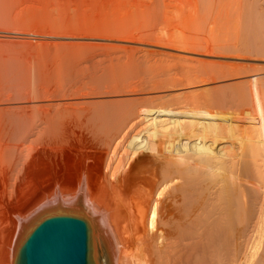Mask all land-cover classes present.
Segmentation results:
<instances>
[{"label":"bare ground","instance_id":"obj_1","mask_svg":"<svg viewBox=\"0 0 264 264\" xmlns=\"http://www.w3.org/2000/svg\"><path fill=\"white\" fill-rule=\"evenodd\" d=\"M12 1L0 0V14L2 15L0 17H3L4 19L2 18V20H6L8 23H25L26 19L29 20L30 17L36 16L39 11H42L40 9L42 8L41 6L48 2H52L53 4H50L52 6H57L58 11H56L59 13L56 14L57 12L54 10V15H59L58 17L62 20L59 21V18L55 19V16V18L53 16L49 17L53 18V21L54 19L55 21L57 20V23L53 22L55 26L48 24L50 33L45 29L39 32L38 26L41 25L31 24V20L27 21L29 24L26 25L28 28H25L26 30L23 27H19L20 29L22 28L20 31H17L18 28H13L16 30L11 28L9 31L0 30V264H17L19 252L26 236L30 235L41 221L57 214H72L82 218H89L93 236L95 264H252L251 259H253L252 262L255 264H264V128H262V131L261 129L257 131L258 136L256 134L257 128L253 132L258 140L246 138L245 128L243 129V124H240L241 118L238 116L239 114H236L238 111L234 113L231 110L232 112L228 113L227 111L217 116L222 121H226L228 118L235 120H233L234 126L231 123L233 127L228 125L230 121L227 124L230 129L232 128L231 130L225 126L227 130L225 133H230L229 136L225 135L224 137L222 135V137L220 133L218 134L219 129L215 128L218 122L215 123L216 125L214 121L209 124L207 120L210 118L207 116V120L204 121V116V122L198 120V122L187 121L181 124H178V120L174 117L173 128L169 129V123L162 126L163 131L158 130L159 126H156L158 131L150 127L151 132L149 129H145L150 132L149 135L146 133L147 137L143 136V134L139 135V137L137 128L140 129L139 127H142L146 120L145 118L150 115L154 107L150 109L143 104L141 105V103L135 105L131 102L130 104L127 103V105L122 104L121 100L119 101L117 97L110 94L92 95L80 92L82 91V86L78 85V83L83 84L84 82L85 84L86 78L83 77H86L85 73L90 69L89 66V69L86 70L87 65L90 63L91 68L94 69L95 67L93 68L92 66H95L94 62H97L95 57L99 59L102 54L105 56V54L111 53L109 49H105L106 45L104 43H102L104 46L103 50H100L103 47L101 42H104L106 38L99 37H107L106 35L109 33L105 30L107 34L101 35L103 34L101 33L102 30L100 32L99 29L98 31L96 30L97 28H94L97 26H94L95 23L92 22H95L97 17L99 18L96 9L93 11L95 13H92L97 17L93 16L95 18L94 21L89 22H91V28L101 34L97 33L96 37L95 31H93L94 33L89 35V31H92V29L90 30V26L88 27L87 18L91 17L93 19L90 10L94 9L93 5L96 0L92 2V4L94 3L93 5H91L90 0H85L86 3L89 2L90 7L92 6L90 8L89 4L85 5L86 8L84 10H87L86 13L89 12L91 15L89 17L82 10L84 4H86L83 3L84 0L82 3H80L82 0H75V3L78 1L77 5L78 3H80V6L83 5L82 7L78 5L77 9H75L77 7L76 4H74L76 5L74 6L75 8H72L73 5L69 3L72 0H68L66 3L68 7L69 5L71 6L73 13L75 10L78 13L82 10L84 16L87 17L82 16L84 23L82 19V21H75L78 15L76 12V14H72L70 12L71 9L69 8L68 10L64 6L66 0H64L63 10L67 11V15L71 13V16H69L70 14L68 15L69 19L62 15L65 14V11L61 13L62 16L60 15V12H63L61 9L62 2L60 5L56 4L60 0H42V2L33 0L32 4L31 2L29 3L30 5L25 2L27 0H15L14 4H12ZM20 1L25 2L27 8H29V10L26 8L25 12L22 11L23 15L21 10L20 12L18 11L19 9L14 10L17 9L16 6L19 7ZM101 1L97 0L98 6L103 8L110 4L112 0H108L107 5V1H102V4ZM17 2L18 4H16ZM34 2L35 4H33ZM99 2L101 5H99ZM119 2L120 0H117V3ZM41 3H44V5ZM117 3L115 1V4ZM36 4L41 6L37 8ZM96 4L95 7L97 8ZM104 4L106 6H103ZM126 4L128 5L129 3ZM23 5L20 4V6ZM28 5L32 6V13ZM50 5L48 4V6ZM119 5L114 6L113 3L112 6L115 8L119 7ZM24 6L21 8L23 9ZM112 6L110 7L112 8ZM126 6L125 8L127 9ZM33 8L36 12L33 11ZM50 8L54 9L55 7ZM100 8H98V11ZM114 8L112 10L116 11L115 15L117 16L118 9L116 10L115 8L114 10ZM122 8L121 10H123ZM49 9L48 13L51 15L53 10L49 12ZM78 9L81 10L79 11ZM43 10H45L44 7ZM29 11L32 14H28L29 16L31 15L30 17L27 15ZM18 13H20L19 16ZM106 13L104 11L101 14ZM14 14L17 15V18L14 17ZM40 14L43 16L42 12ZM89 14L87 13V15ZM107 14L109 15L110 13ZM74 15L77 16L73 20ZM46 16L38 17H40L39 19L42 18L41 20H46ZM106 16L104 20L107 18ZM110 16L108 20L111 21L112 17ZM19 17H22L21 20H19ZM71 17L75 21L73 25L76 26L77 23H83V27L85 24L87 25L83 29L81 24H77L82 27L81 29L85 30L84 33L81 29L77 30L79 26L77 28L74 26L76 29L68 27L73 22L70 19ZM121 17L119 16V18ZM36 18L31 19L35 20ZM49 18L48 21H50ZM22 19L25 21L23 22ZM100 19L101 21L97 20L96 23L99 21L104 23L106 21H103L102 18ZM88 20L91 19L89 18ZM86 21L88 24L85 23ZM0 22L4 27L6 22ZM116 22H119V20H116ZM40 23L43 24L42 22ZM16 24L18 25V23ZM1 25L0 27H2ZM43 27L47 28V26ZM100 27L104 29V26ZM142 27L141 32H143ZM144 28L143 30H145ZM135 29H130L132 32L127 31L129 34L124 33L126 34L125 39L131 37L129 36L131 35L130 33L136 34V40L141 39V34L144 33H138V38ZM44 30L47 33H44ZM87 31L88 33L86 34L85 32ZM105 31L103 30V32ZM99 34L100 36L98 37ZM108 37L109 39L106 41H119L110 39V36ZM87 46L90 49L93 47L94 51L96 50L95 54L93 53V48L87 50L88 52L92 51L90 52L93 54V56L90 54L91 60L88 58L90 56L84 48L80 52L84 51L81 54L79 53L78 47H85L86 49ZM96 46H99L98 49H96ZM116 46L114 45V47ZM123 46L117 47L118 49L122 47V50L120 49L119 51H126L127 54L128 52H134L136 48L125 45L124 49ZM127 47L129 50H126ZM130 47L134 48V51H131ZM155 50L157 51V49ZM75 51H78V53L76 52L75 54ZM143 51L145 52V50ZM143 51L141 52L143 53ZM112 53L109 55L113 57L115 52ZM146 53H135V55H143V58H145L144 55ZM72 54L79 55L77 56L79 57L78 59L76 56H73V58L80 61V64H77L82 66L81 68L79 66L80 71L85 68V73L84 71L80 73L79 68H76L78 65L73 66L78 61L70 58ZM96 54L99 56L97 55V57ZM81 55L83 57L85 55L84 58L87 57L89 62L86 59L84 60ZM116 56H114L115 61ZM134 56L133 58H135ZM66 57H69L67 61L71 66L68 65L67 61L63 63L71 68L74 67V71L79 73L76 72L74 77V71L73 74L70 72L73 69L67 67V69L62 70L63 77L62 72L58 70L56 71L57 74L61 72V75L55 74L57 78H54V84L51 81L52 84L49 83L50 88L49 86L47 87L48 84L46 82L50 78L46 74L51 73L47 70L50 68V63L53 68L55 66L52 65L54 63L52 60L57 61L56 63H59H55L56 67H59L61 65L60 62L62 63V60L66 59ZM106 57L107 55L103 59ZM109 57L106 60L110 61L111 58ZM118 57L119 60L120 58L121 60L123 59L122 55ZM148 57L152 58V54ZM148 57H146L145 61ZM154 57L152 59L155 61ZM136 58L137 60L141 59V57ZM81 59L84 62L86 61L87 65L84 62V65H81ZM92 59L94 62H92ZM124 59L127 60V58ZM72 60L75 64H71L72 62L70 61ZM99 60L96 65L98 63L102 64L100 63L101 60L100 62ZM106 60H103V63ZM111 62L110 65H117V63L120 65V61H116L117 63ZM139 62L138 60L137 66L144 69L146 65L142 61L140 62L142 65H138ZM134 63L135 61L131 65ZM146 63H149V61ZM157 63L153 62L154 65ZM161 64L163 63L161 62ZM154 65L153 67L155 68ZM61 66L59 68H62ZM101 66L106 67L108 65L103 64ZM137 66L130 67L134 69ZM56 67L53 69L56 70ZM98 67L99 65H97L96 69ZM100 67L99 70L102 69ZM149 67L151 68L152 64ZM153 67L152 70L154 69ZM92 69L90 72L87 71V73L91 74ZM147 69L149 68L147 67ZM99 70L96 71L98 74L102 71ZM105 70L107 71L108 68ZM140 70L139 72L135 71L139 74L143 73V70ZM161 70L164 69L162 68ZM96 72H92V75L95 74L94 76H97ZM162 72L163 75L167 73L166 71ZM107 73L110 74L109 72ZM67 75H70L68 78L71 79V82L67 79ZM148 75L151 76L152 74ZM156 75L159 76L155 72V77H152L156 82L158 79H164L163 77H165L160 75L163 77L159 78ZM172 75L173 73L170 75L171 78ZM77 76H81L82 78H80L83 81L77 80L79 82H76L74 79H77ZM174 76L176 75L174 74ZM71 77H74V79ZM146 77H143V81L141 80L143 83H140V81L139 83L141 85L148 83L151 86L153 79L149 82L150 79L147 77L149 81L146 82L148 80ZM100 79L102 80V77ZM177 79L179 78H175V82H177ZM88 80L87 75L86 83ZM90 80H93V77H90ZM172 80H169L170 85L168 88L172 85ZM72 81H75L77 88H79L77 91L75 90L76 87L71 89L72 86H75ZM160 81L164 82V80ZM94 82L93 87L96 85ZM114 82L117 81L115 80ZM156 82H153V86L156 85ZM161 82L160 84H162ZM181 82L183 83V81ZM66 83H68L69 87L71 85V88ZM100 83H103V81H100ZM113 84L112 82L111 86ZM173 84L175 85L174 82ZM145 85L141 88L139 85V88L136 89L139 91V89L148 87L147 84ZM101 86L102 90L105 89L103 88L104 85ZM106 87L110 89L109 86ZM157 87L159 88L160 86ZM171 88L174 89V87ZM96 89L98 88L96 87ZM136 89L134 88L133 90L135 91ZM83 91L85 92V90ZM86 91L90 90L87 88ZM214 92L216 93V90ZM143 96L139 97L140 99L142 98V101L144 99ZM157 96L160 97L162 95ZM133 97L135 98L134 95ZM156 97L154 96L152 99ZM139 98L138 101H140ZM124 100L126 99L124 98ZM132 100L134 101V99ZM145 100H147V97ZM160 100L163 99L160 97ZM149 102L147 100L146 104ZM213 104H210L209 107L215 108V106L212 107ZM149 105L152 106L153 104ZM204 107L207 106L204 105ZM214 110L211 112L212 115L216 112ZM201 113L204 112L202 111ZM216 114L217 112L214 117ZM259 116L261 117V115ZM199 117L201 118V116ZM217 118L215 117V119ZM219 118L218 120H220ZM162 122L166 123V120ZM251 126L250 124L249 127ZM249 127L247 128L249 129ZM152 130L155 131V134ZM221 131L223 132V130ZM141 133H144V130ZM133 134H137V137H134ZM152 134L156 136H152ZM123 150L126 153L124 162L121 160L122 154H120ZM68 188L71 189V193L63 194L66 193L63 191Z\"/></svg>","mask_w":264,"mask_h":264},{"label":"rangeland","instance_id":"obj_2","mask_svg":"<svg viewBox=\"0 0 264 264\" xmlns=\"http://www.w3.org/2000/svg\"><path fill=\"white\" fill-rule=\"evenodd\" d=\"M21 1H23V0H21ZM36 1L38 2V0H36ZM72 1L74 2L73 4H72ZM72 1L69 2V3H71V5H73L72 8H75L74 6H76L77 2L80 1V0H78L76 3H75V0H72ZM86 1H88V0H86ZM94 1L95 0H93V1L90 0L91 5L94 4V3L92 4V2H94ZM102 1H104V0H102ZM102 1H101V4H102ZM105 1H107L106 2V5H107L108 0H105ZM112 1H111L112 4L110 3V4L107 5L108 8H107V6L105 4L103 5V6H106V7H103L105 9L104 10L102 7L100 8L98 6V2L96 0L95 4L97 3L96 4L97 8L95 7V4H94L93 5L94 9H92V11L90 10V12H91L90 14L92 15V17L93 16L97 17L99 15V18L97 17L96 21L97 20L101 21L100 18H102L103 21L106 20L105 21L106 23L105 22L101 23L99 21L100 22L99 25L100 26H104V29L98 25L99 22H97V23H96V21L92 22V23H95V25L93 24L94 26H97V27H94V26L93 27L97 28L96 30L99 29L100 32L102 30L101 33H103V34L98 32L99 30L96 31V30L92 29L91 26H90L91 22H89V21H94L95 18L93 17V19H92L91 17H89V16H91L89 14V12H87L89 14V15H87V13H86L87 10H84L86 8L85 5L87 6V4H89V2L86 3L85 0H84V2H83V0L80 1V3H82V2L86 3V4H84V7H83L82 10H83L84 14L86 16H88L91 20H88L89 18L84 16V14H83L81 9H78V10L79 11L81 10L82 13L81 12H79V13L76 12L75 9H77L80 6L79 5L80 3H78L79 6L77 5V7L74 10L77 13L79 18L82 17V16L87 18V21L89 22V24L87 23V21L85 23L88 24V27L90 26V30L92 29V31H89L90 32L89 35L94 33L93 31H95V33H94L95 35L97 33H100L101 35H105V34L109 33V34L106 35L107 37H101L100 34L98 35V37L100 36L99 38H106V40H107V39H109L108 36H110V39L112 38V39L119 40L118 42H111V41H106V40L104 42H101L102 46H103L102 43H104L106 45V48H105L106 50L109 49L111 53L112 52L113 53L117 52L116 54L112 53L113 57L118 54V51L120 49L122 50V47L119 48V49H118V47H120L121 45L123 46V44H125L126 46L128 45V46L134 47V48L136 47L135 51H134V48L132 49L131 47H130L131 51L133 50L134 52H128V54H127L126 51L125 52L119 51V54L116 56L117 57L116 61L117 62L120 61L119 62L120 65L115 61V57L113 59V57L111 55H109L111 53H109V54H105L104 53L105 56L107 55V57L111 56V57H109V58H111L110 61L106 60L107 57L105 59H103L105 57V56H103V54L99 58L101 60V62H100V60L98 58L96 59V57L94 56L95 57V61L97 60V62H98V60H99V62L102 63V64H99V63L97 64V65H99V67H100V65H103V64H106V65L109 66V67L108 66H106V67L105 66H103V67L101 66L100 68H102L101 69L102 71L99 70V67H98V69H96V67H97L96 63L97 62H94V60H93L94 57L92 59V62L95 63V66H92V67L93 68L95 67L94 68L95 70L91 68L90 63H89V65H87L86 61L89 62V60H87L88 55L85 54L87 57L84 58L85 55L83 57L82 56L83 53H82L81 56H82V58H84V60L86 59V61L84 62L81 59V65H84L83 62L86 63L85 64V65H87L86 70L89 69L88 67L90 66L89 71L87 70L88 72H90L91 69H92L93 73H95L97 70L101 71V72H99L100 74H98L96 72L97 76H94L95 74L92 75V72H91V74H89V73H87V71H86V73H87L86 74L85 71H84L85 68L84 69L82 68L83 70L81 69L82 71H80V68L82 66L77 64V63L80 64V61L77 60L79 58L77 56H79V55H73L72 54V56L70 58L71 59H75V61H78V62H76V64H75V62H73V60L70 61V62H72L71 64H73V63L75 64V65H73L74 67L76 65H78V66H76V68L77 67L79 68V66H80V68H79L80 73H82L84 71L85 76H86V77H83V78H86V80H87V75H88V78L90 80V77H93V80H90V83H89V80L86 83V80L84 79L85 80V84H84V82L82 84L79 81H77V80L83 81V79L81 80V78H82L81 76L82 75L80 76L81 78L79 76H77V79L76 78L74 79V77H75L74 75H76V72H78V71H76V72L74 71V69H73L74 67L71 68L69 66H66L67 64L63 63L64 61L66 62L69 57H66V59L62 60V63L60 62L61 65L64 64L62 66L60 65L62 68L64 66H66V67H64V69L59 68L60 66L56 67V64H58L59 62L56 63L57 61L55 62L54 60H52L54 62V63L52 62L53 63L52 65H54L56 67V70L53 69L55 67L52 68V66H50L51 65V63H50L49 67L51 69L48 68L47 70H48V72H51V73L50 74H46L50 78V80L48 79L49 82L48 81L46 82V84H48L47 87L49 86V83H51V81L54 84V82H55L54 78H57V76L55 77V74H57L56 71L60 70L62 72V70H65L68 67L69 69L70 68L73 69L71 71L69 70L72 74H73V71L75 73V74H73L74 77H71V78L74 79L76 82L80 83V84L78 83V85L82 86L81 87L82 91H80V90L79 91L82 92V93H88V94H92V95H94V94H110V95H113L114 97H117V99L119 101L121 100L120 102H122V104H126L127 105V103L130 104V102H131V103H133L135 105H139L141 103V105L143 104L144 106H147L150 109H151V107H154V108H152L154 110L151 111L150 115L145 118L146 120L143 123L144 125L142 124V127L141 126L139 127L140 129L137 128L138 136L139 135L141 136L143 134V136L147 137L150 134V132H151V128H153L156 131L158 126H159L158 130L159 131H163V127L162 126L168 125V123L170 124L169 125L170 126L169 129L173 128L172 126H174L173 122H175L174 121L175 119L178 120L177 121L178 124H181V123H186L187 121L188 122H198V120L199 121H201V120L203 121L204 116H205L204 121L207 120V116L210 118L209 120H207L208 122L206 121L209 124L212 123L213 121H214V124L216 122H218L217 125L215 124L217 126L215 128L219 129L218 130L219 132L216 130V132H218V134L220 133V135L221 136L224 135V137H225V135L229 136L230 133L229 134L225 133V132H227L225 126L226 127H228V125L231 126L234 123L235 120L233 119L234 120L233 121L232 119L228 118L227 119L228 121L226 119H225L226 121H224V120L222 121V119H220L219 117L218 118L220 120H218L217 116L220 115V114H224L227 111H228V113L232 112V111H234V113H236L238 111L236 114H239L238 116H240V118H241L240 119L241 120L240 124L241 125L243 124V129L245 128L244 130H245V133H246V138H249L250 140L255 138V139L258 140L257 131H260V129L262 131V128H264V125H263L264 124V122H263L264 121V32H263L264 31V17H263L264 16V0H120L119 3H117V0H114L113 2ZM115 1H116L117 4H115ZM124 1H125V3H124ZM14 2H16V1L13 0L12 4H14ZM18 2L16 4H18ZM25 2H27V4H29L31 2V4H32L33 0L32 1L31 0L30 1L27 0ZM25 2L19 3L18 4L19 7L16 6L17 9H14V10H18L19 9L18 10L19 12L21 10V14L23 15L22 11L25 12L27 9L29 10V8H27V4ZM39 2H42V0H39ZM61 2H62V4H61ZM67 2H68V0L65 1V5L64 6L67 7V9L69 10V8L71 6L69 5V7H68V5L66 4ZM51 3L52 2H48V3H45V5H44V3L43 4L41 3L44 6L37 5L38 4L37 3L36 4L37 8L41 6L42 8H40V9L42 11H39L36 14V16H32V17H30L32 15L31 14L32 13V10H31L32 6H29L30 4L28 5L30 7L31 13H30V11H29V13H27L28 11L26 13H27V15L31 14L30 16L28 15V17H30L29 20H31L30 22H32L31 24H35L36 23L37 25L38 24L41 25V26H38L39 29H40L39 32H42L43 29H45V30L48 31V33H50L49 30H48L49 29L48 26L49 25L55 26V25H53L54 24L53 22L55 21V19L59 18L58 17L59 15L55 16L56 14L59 13V12H57L58 11L57 10L58 9L57 6H54V5L52 6V5H50ZM103 3H105V2H103ZM113 3H114V6H116V5L118 6L121 3L119 5V7H115L116 10L118 9L117 16L119 15L121 17L123 15L121 18H119V16L117 17L115 15L116 11L112 10V8H114V6H112ZM126 3H129V4L127 5ZM20 4H24V5L26 4V5L25 6L23 5L24 8L22 9L21 7H23V6H20ZM33 4H35V2ZM48 4L50 6H48ZM56 4H59V5L61 4L62 8H61V6H59V7L62 10L64 9V7H63L64 0L63 1L60 0V2L56 3ZM74 4H76V5H74ZM101 4L99 2V5H101ZM109 5L112 6V8ZM82 6H80V7H82ZM88 6L90 7V4ZM125 6L127 7V9L125 8ZM43 7H44L45 10H43ZM50 7H55V8L51 9ZM34 8H33V11L35 10ZM37 8H36V10H38ZM60 8H59V11H60ZM72 8H70L71 9L70 12L72 14H76L75 12L73 13ZM90 8H87V9H90ZM98 8H100L102 10L99 9V11H98ZM115 8H114V10H115ZM121 8L124 11L121 10ZM48 9H49V12H50V10H51V12L53 10V13L51 15H49ZM95 9L97 10L96 11L97 12V16L93 15V13H95V12H93V11H95ZM54 10H55V12H57L55 15H54ZM64 11L65 10H63V12H60V15H61V13H64ZM104 11L107 12V13H110V14L108 15L106 13L107 16H106V14H103L104 15L103 16L101 13H104ZM120 11H122L124 14L122 12H120ZM34 12H36V11H34ZM40 12L43 13V16H46L48 14V16H46V20L47 21L45 19L41 20L42 18L39 19L40 17H43L42 14H40ZM66 13H67V11H65V14ZM68 13H69V11H68ZM71 13H69L70 15L69 14L68 15L71 16ZM98 13H100V14H98ZM121 13H122V15H121ZM19 14L20 13H18V16H19ZM65 14H62V15L64 17L66 16L68 18V15L67 14L65 15ZM81 14H83V15H81ZM77 15L73 16L74 17L73 20L75 19V17ZM110 15H112V16H110ZM113 15L116 16L115 17L116 19L114 18ZM16 16L17 15H15L14 17H16ZM38 16H40V17H38ZM52 16L56 17V18L54 17L55 18L54 21L52 20L53 18H49V17H52ZM105 16L107 18H105V20H104ZM109 16L112 17L111 21L108 20ZM35 17H37L38 19L37 18L35 20L31 19V18H35ZM78 17L76 18L75 21H77V20L82 21L83 20L82 22L84 23L83 17L80 18V19ZM2 18L3 17H0V21H3L4 23L6 22V23H5L4 27H3V25L0 24L2 26V27H0L1 31L2 30L9 31V29H11V28L12 29L13 28H18L19 30L17 29V31L22 30V28L20 29L19 27H23L24 30H26L25 29V28H27L26 25L29 24V22L27 23V21H29L27 19H26V21L24 20L25 23H20L19 24V22H16V23H18V25H17L16 23H11V22L8 23V21H6V20L4 21V20H2ZM19 18H20L19 20H21L22 17H19ZM48 18L50 19V21H48ZM70 19H71V21H73L72 17ZM60 20H62V19L59 18V21ZM116 20L117 21L119 20V22H116ZM22 21H23V19H22ZM35 21H37V22H35ZM44 21H46L48 23L47 24H46V22L43 23ZM75 21L71 22L69 24L70 26H68V27L72 28V29L73 28L76 29L77 26H79L77 28V30L78 29L80 30L83 27V23H77L78 22L77 21L76 23L77 24H81L82 27H80V25H77V24L75 26V25H73L75 23ZM40 22H42L43 24H41ZM114 22H116L117 24L114 23ZM58 23H60V22H58ZM112 23H114V24L112 25ZM6 24H7V26H6ZM12 24H14V25L16 24V25L14 26ZM103 24H105L106 26L103 25ZM118 24H120L121 26L120 25L118 26ZM71 25H73V26H71ZM107 25H109V26H107ZM12 26H14V27H12ZM43 26H47V28L43 27ZM85 26H87V25L85 24ZM112 26H113V28H112ZM115 26H116V28H115ZM142 26H144L145 28L142 27ZM41 27H43V28L41 29ZM84 27H83V29H84ZM135 27H136V29H135ZM141 27H142V31L143 32H141ZM5 28L8 29V30H6ZM143 28L145 30H143ZM147 28H148V31H147ZM83 29H81V30L84 33L85 30H83ZM123 29H124V32H123ZM130 29H132V30L135 29L136 32H137V36H138V33L139 34L144 33V34H141V39H139V40L137 39L136 40V34L134 35V33H130L131 35H129V36L133 37L136 41L135 40L133 41V38L130 40L131 37L129 38L128 35H127V37L129 39L128 38L125 39L126 34L127 33L129 34V32H127V31L132 32ZM13 30H16V29H13ZM103 30L104 31L106 30L107 33H106V31L103 32ZM135 30H134V32H135ZM44 33H47V32L45 31ZM85 33L87 34L88 31L85 32ZM117 33L118 34L120 33V34L118 35ZM124 33H126V34H124ZM123 35H125L124 38H123ZM115 36H117V37L115 38ZM164 36H165V38H164ZM96 37H97V35H96ZM160 37H162L164 39L162 40V38H160ZM138 38H139V36H138ZM139 41H140V43H139ZM95 43H93V44H95ZM98 43H100V42H98ZM115 43H117L118 45L115 44ZM107 44H110V45H107ZM119 44H120V46H119ZM112 45H113V47H111ZM114 45L118 46V47L116 46L117 49H116V47H114ZM125 45L123 46L124 49H125ZM158 45H160V46H158ZM108 46H110V47H108ZM98 47L99 46H96V49H98ZM78 48H79V53L80 54L84 50H86V52H88L87 50L90 49V48H88V46H87L86 49H85V47H78ZM83 48H84V50H82L80 52V50L83 49ZM100 48H101V46H100ZM103 48H104V46L100 50H103ZM113 48H115L117 51L115 49H114L115 51L114 50L112 51ZM140 48H141V50H140ZM127 49L129 50L128 47L126 48V50ZM138 49H139V51H137ZM142 49L145 50V52ZM155 49H157L158 52ZM92 50H93V53L95 54L96 50L94 51V48ZM100 50H99V52H101ZM105 51H103V52H105ZM141 51H143V53L147 52L144 55L145 58H143V55H138V56H137V54L135 55V53L143 54ZM76 52L78 53V51H75V54H76ZM90 52H92V51L88 52L89 56H90V54H91V56H93V54L90 53ZM148 52H149V54H148ZM132 53H133V55H132ZM150 53L152 54V58L154 56L156 57V58L154 57L155 61L152 58L148 57V56H151ZM157 53H158V55H157ZM98 54L100 55V53H98ZM98 54H96V56ZM121 55H122V57L123 56L124 57H123L122 60H121V58L119 60L118 56H121ZM126 55H127V57H126ZM73 56H76L77 59L73 58ZM91 56L88 57V58L89 59L92 58ZM133 56L135 58L136 57H138V58L141 57V59H143V60H141V59H138V60L140 62L142 61V63L145 64L146 67L144 69L141 68V67H138L137 66L138 60H137V58L136 59L133 58ZM146 57H148V59L145 61ZM124 58H127V60L124 59ZM157 58H158L159 61L157 60ZM102 59L106 60V61H104L105 63H103ZM112 60L114 61V63H117V65L116 64L115 65H113V64L110 65V62ZM113 61L111 63H113ZM134 61H135V63L133 65H131ZM148 61H149V63H146ZM140 62L138 63V65L141 64ZM153 62L154 63L160 62V63H157L159 65H157V64L154 65ZM161 62L163 64H161ZM67 63H69V62L67 61ZM150 63L152 64V67H153V65L155 66V68L153 67L154 68L153 70H152V67L151 68L149 67L151 65ZM68 65H70V63ZM110 66H112V67H110ZM130 66H132V67L137 66V67L133 69ZM156 66H158V67H156ZM147 67L149 69H147ZM106 68H108L107 71L105 70ZM114 68H115V70H113ZM140 68H141V70H143L144 74L142 72L140 74L137 73V72H139ZM157 68H161V69L163 68L164 70L157 69ZM168 68H170V69H168ZM145 69H146V71H145ZM150 69H151V71H150ZM135 70H137V72ZM52 71H53V74H52ZM54 71H55V73H54ZM129 71H131V72H129ZM162 71H166L167 73H164L165 75H163ZM61 72H60V74H57V75L60 76ZM107 72H109L110 74H108ZM145 72H147V73H145ZM155 72H156V74H159V76L156 75L159 78L165 76V77H163L164 79H160V80H164V82L163 81L161 82L159 79L156 82V80H154L152 78V77H155ZM172 73H173V75L175 74L176 76L173 77V75H172V78H171L170 75ZM177 73H178V75H177ZM51 74L54 77H52ZM72 74H70V75L72 76ZM141 74H142V76H141ZM148 74H150V75L152 74V75L149 76ZM62 75H63V72H62ZM70 75H67V79L69 80V82H71V79L68 78ZM160 75H163V76H160ZM168 75H169V77L171 79L168 77ZM138 76L141 77V78H139ZM146 76L149 77L150 81H149V79ZM63 77H64V75H63ZM100 77H102V80L100 79ZM143 77L144 78L146 77V79H148L146 82H148V81L151 82L152 79L154 81L152 80L151 86H149L150 84L144 82L145 84H147L148 87L142 88L141 90L139 89V91L142 92L141 93L136 88L144 87L145 84H142L143 86L140 84V83H143L142 82L143 81L142 80ZM157 77H156V79H157ZM177 77L179 79H177L176 80L177 82H175V78H177ZM52 79H54V80H52ZM168 79L169 80L174 79L172 81L175 83V85L171 81L172 85L170 86V88L174 87V89L168 88L169 85H170V81ZM97 80H99V82H97ZM115 80L117 82H114ZM165 80L168 82V84H167V82ZM75 81H72L73 84H75ZM100 81L101 82L103 81V83H100ZM137 81H138V83H137ZM139 81H140V83H139ZM181 81H183V83ZM93 82L96 84V85H94V87H93ZM112 82L114 84L111 86ZM118 82H119V84H118ZM153 82L154 83L156 82V85L153 86V84H154ZM160 82L162 84H160ZM190 82H191V84H190ZM203 82H207V83H203ZM120 84H122V85H120ZM178 84H180L182 87L184 85V87L182 88L180 85L178 86ZM66 85L69 87L68 83H66ZM101 85H104L103 88H105V89L102 90V86ZM51 86H53V85H51ZM83 86L85 87V89H84ZM106 86H109L110 89H108V87H106ZM157 86H160V87L158 88ZM73 87L77 88V85L75 84V86H72V88H71V85H70L69 88L74 89ZM96 87L98 89H96ZM155 87H156V89H155ZM49 88H50V86H49ZM76 88H75V90L77 91L79 88H77V89ZM87 88L91 92L90 91H86ZM134 88L136 89L135 91L133 90ZM175 88H178V89H175ZM106 89H107V91H106ZM158 89H159V91H158ZM195 89H197L198 91L195 90ZM83 90H85V92ZM97 90H100V91H97ZM112 90H114V91H112ZM142 90H144V91H142ZM154 90H155V92H154ZM214 90H216V93L214 92ZM116 91H117V93L115 94ZM96 92H98V93H96ZM149 93L152 94V95H150ZM164 93H166V94H164ZM122 94H124V95L122 96ZM173 94H174L175 97L174 96L172 97ZM238 94L239 95L241 94V95L239 96ZM133 95L135 96V98L133 97ZM141 95L142 96L145 95L147 97L148 102H149V100H151V101L146 104V101H147V100H145L146 97L143 96L144 99L142 101L141 100L142 98L141 99L139 98V97H141ZM157 95H162V96L164 95L163 96L164 98L162 96H160L161 99H163V100H160V97L157 96ZM165 95H168V96H165ZM149 96H151V98L148 99ZM152 96L153 97L157 96V97L152 99L153 98ZM238 96H239V98H237ZM123 97L126 100H124ZM187 97H189V98H187ZM122 98H123V100H122ZM136 98H137V101H136ZM138 98L140 99V101H138ZM157 98H159V100H157ZM132 99H134V101ZM181 99H183V100H181ZM198 99L200 100V102H199ZM213 99H215V100H213ZM240 99H242L243 102H241L242 100H240ZM152 100H154V101H152ZM210 100H211V102H210ZM207 101H209V102H207ZM209 103L210 104L214 103L212 105V107L215 106V108L209 107L210 106ZM149 104H153V105L151 106ZM204 105H206L209 109L207 107L203 108ZM239 107H240V109H239ZM201 108H203V109H201ZM228 108H230V109H228ZM231 108H233V109H231ZM207 109L209 110V112H207L208 111ZM213 109H215L216 112H217V114L215 116L217 119H215V117H214V114L216 113V112L214 113L215 110L213 111L214 114L213 115L211 114ZM202 111L204 113H201ZM206 112L209 115L210 114L211 115L209 116ZM241 112L246 113V114L243 115V113H241ZM259 115H261V117ZM199 116H201V118ZM255 116H257V117H255ZM174 117H175V119H174ZM211 117H212V120H211ZM259 119H260V122H259ZM164 120H166L167 124L165 122H162ZM228 122L230 124H228ZM242 122H244V123H242ZM244 124H245L246 127L244 126ZM250 124L252 126H254L255 128L252 127V126L249 127ZM218 125H220V126H218ZM235 125H236V123H235ZM233 126H234V124H233ZM233 126H231V127H233ZM238 126H239V124H238ZM161 127H162V129H161ZM247 127H249V129ZM258 127H260V128H258ZM224 128H225L226 131L224 130ZM145 129L146 130L149 129L150 132L149 131L147 132ZM228 129H230V127H228ZM246 129H248V130H246ZM255 129H256L257 136H255L254 135L255 133H253L255 131ZM143 130H144V133H141V132H143ZM154 130H152V131H154ZM221 130H223L224 133ZM251 130H253V131H251ZM137 131H135V132H137ZM155 131H154V134H155ZM228 132H229V130H228ZM154 134H152V136H156ZM133 136L137 137V134H133ZM120 154H122L121 160L124 162L125 159H126V157H125L126 153L123 150ZM63 192H66V193H63V194H66V195L70 194L71 193V189H69V188L65 189ZM57 215H59V214H57ZM68 215H72V214H68ZM74 216H76V215H74ZM252 261H253V259H251V263L253 264L254 262H252Z\"/></svg>","mask_w":264,"mask_h":264},{"label":"water","instance_id":"obj_3","mask_svg":"<svg viewBox=\"0 0 264 264\" xmlns=\"http://www.w3.org/2000/svg\"><path fill=\"white\" fill-rule=\"evenodd\" d=\"M17 264H95L89 218L59 214L44 219L26 236Z\"/></svg>","mask_w":264,"mask_h":264}]
</instances>
